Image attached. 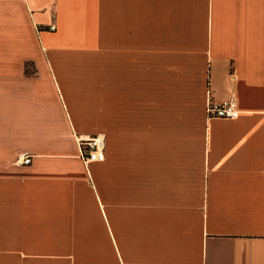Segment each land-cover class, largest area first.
Instances as JSON below:
<instances>
[{
	"label": "crops",
	"instance_id": "crops-1",
	"mask_svg": "<svg viewBox=\"0 0 264 264\" xmlns=\"http://www.w3.org/2000/svg\"><path fill=\"white\" fill-rule=\"evenodd\" d=\"M0 264H264V0H0Z\"/></svg>",
	"mask_w": 264,
	"mask_h": 264
},
{
	"label": "built area",
	"instance_id": "built-area-1",
	"mask_svg": "<svg viewBox=\"0 0 264 264\" xmlns=\"http://www.w3.org/2000/svg\"><path fill=\"white\" fill-rule=\"evenodd\" d=\"M54 31L53 25L48 28ZM206 113L208 118L219 119H234L238 116V111L233 101H227L222 104H214L208 102ZM76 141L80 151V159L87 165L92 162H101L104 160V136L99 135H76ZM31 163V156L27 153H22L18 156L16 164L29 165Z\"/></svg>",
	"mask_w": 264,
	"mask_h": 264
}]
</instances>
